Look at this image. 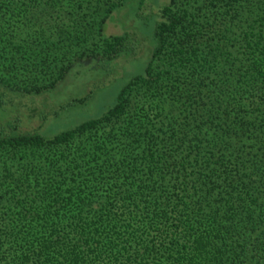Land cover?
I'll list each match as a JSON object with an SVG mask.
<instances>
[{
	"label": "trees",
	"instance_id": "1",
	"mask_svg": "<svg viewBox=\"0 0 264 264\" xmlns=\"http://www.w3.org/2000/svg\"><path fill=\"white\" fill-rule=\"evenodd\" d=\"M122 4L0 0V107L123 56ZM5 129L0 264H264V0H167L104 114Z\"/></svg>",
	"mask_w": 264,
	"mask_h": 264
},
{
	"label": "rangeland",
	"instance_id": "2",
	"mask_svg": "<svg viewBox=\"0 0 264 264\" xmlns=\"http://www.w3.org/2000/svg\"><path fill=\"white\" fill-rule=\"evenodd\" d=\"M167 0H123L106 22L105 35L127 34L129 49L117 60L84 61L49 92L5 96L0 107V128L16 134L46 137L96 119L114 103L120 89L144 73L151 53V36L159 8ZM17 95V96H15ZM8 125L9 129L7 128Z\"/></svg>",
	"mask_w": 264,
	"mask_h": 264
}]
</instances>
